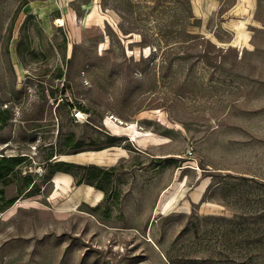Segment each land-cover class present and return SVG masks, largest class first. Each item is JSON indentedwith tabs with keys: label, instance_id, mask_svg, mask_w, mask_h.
Returning <instances> with one entry per match:
<instances>
[{
	"label": "rangeland",
	"instance_id": "rangeland-1",
	"mask_svg": "<svg viewBox=\"0 0 264 264\" xmlns=\"http://www.w3.org/2000/svg\"><path fill=\"white\" fill-rule=\"evenodd\" d=\"M0 264H264V0H0Z\"/></svg>",
	"mask_w": 264,
	"mask_h": 264
},
{
	"label": "crops",
	"instance_id": "crops-1",
	"mask_svg": "<svg viewBox=\"0 0 264 264\" xmlns=\"http://www.w3.org/2000/svg\"><path fill=\"white\" fill-rule=\"evenodd\" d=\"M70 164H73L72 162H69ZM72 176L67 173V172H64V173H57L55 174L53 177H52V182L54 184H56V186L58 185L59 188H65L67 185L69 184H72ZM202 184H205V182L203 181L201 183ZM203 186V185H202ZM202 189V187H198L195 189V193H199V191Z\"/></svg>",
	"mask_w": 264,
	"mask_h": 264
},
{
	"label": "clouds",
	"instance_id": "clouds-1",
	"mask_svg": "<svg viewBox=\"0 0 264 264\" xmlns=\"http://www.w3.org/2000/svg\"><path fill=\"white\" fill-rule=\"evenodd\" d=\"M133 79L134 80H140V79H142V73L135 72L133 74ZM116 83L121 84V87H126L127 86V82L125 81V82L121 83V80L119 79V77H117Z\"/></svg>",
	"mask_w": 264,
	"mask_h": 264
},
{
	"label": "bare ground",
	"instance_id": "bare-ground-1",
	"mask_svg": "<svg viewBox=\"0 0 264 264\" xmlns=\"http://www.w3.org/2000/svg\"><path fill=\"white\" fill-rule=\"evenodd\" d=\"M54 26L56 27V28H61V27H64L65 26V20L64 19H57L56 21H55V23H54ZM79 115V114H78ZM80 116H83V115H81L80 114ZM115 122H117L118 123V120L116 119V121ZM123 122V121H122ZM124 124H125V122H124ZM128 127V126H127ZM130 129V128H129ZM115 130H117V129H115ZM134 132V131H133ZM136 135V134H135ZM139 135V134H138ZM137 137H139V136H137ZM167 192V190H165L164 192H163V194L164 193H166ZM174 198V197H173Z\"/></svg>",
	"mask_w": 264,
	"mask_h": 264
},
{
	"label": "built area",
	"instance_id": "built-area-1",
	"mask_svg": "<svg viewBox=\"0 0 264 264\" xmlns=\"http://www.w3.org/2000/svg\"><path fill=\"white\" fill-rule=\"evenodd\" d=\"M74 117H75L76 119H79L77 114H74Z\"/></svg>",
	"mask_w": 264,
	"mask_h": 264
}]
</instances>
